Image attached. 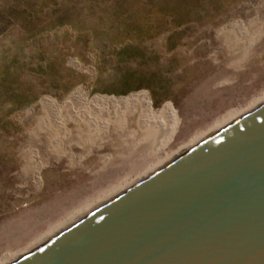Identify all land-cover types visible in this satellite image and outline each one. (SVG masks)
<instances>
[{
	"label": "rangeland",
	"instance_id": "1",
	"mask_svg": "<svg viewBox=\"0 0 264 264\" xmlns=\"http://www.w3.org/2000/svg\"><path fill=\"white\" fill-rule=\"evenodd\" d=\"M75 90L87 101L145 94L152 118L128 102L61 130L39 102ZM263 92L264 0H0V259Z\"/></svg>",
	"mask_w": 264,
	"mask_h": 264
},
{
	"label": "water",
	"instance_id": "2",
	"mask_svg": "<svg viewBox=\"0 0 264 264\" xmlns=\"http://www.w3.org/2000/svg\"><path fill=\"white\" fill-rule=\"evenodd\" d=\"M17 264H264V104Z\"/></svg>",
	"mask_w": 264,
	"mask_h": 264
},
{
	"label": "bare ground",
	"instance_id": "3",
	"mask_svg": "<svg viewBox=\"0 0 264 264\" xmlns=\"http://www.w3.org/2000/svg\"><path fill=\"white\" fill-rule=\"evenodd\" d=\"M253 38L250 39L251 43H252V41H254ZM128 102L139 103L142 107V110H143V113L145 114V116L148 118H152V116L147 114L148 113L147 112L148 97L145 94H142V95L135 94V95L123 98V99H115V100H103V99L91 98L90 100L87 101L84 93H81L79 90H75L60 104H55L49 98L41 99L39 104H40L41 111L43 112L45 117L47 119H49L55 127L61 128V130H67L66 125L68 122H70L72 120L78 121V122H85L86 124L87 123L93 124L97 120V118L95 117V114L97 112L103 113V111L106 112L108 109L116 110V109L121 108V106L123 104H127ZM262 104H264V92H263L262 96H260L256 101H253L246 110L244 109L243 111H240V110L239 111H233V112L231 111L225 117L216 121L214 123L213 127L211 129H209L206 133L198 135L197 137L191 139L184 146H182V147L178 148L176 151L170 153L158 165L151 168L147 174H145V175L143 174L144 175V176L142 175L143 177H140L139 179H137L135 182H133L131 184H126L123 187L120 186L119 189L116 188L117 192H114L110 195H107L108 196V197L106 196L107 198H105L103 201H100L98 204L92 206L89 210H85V211L83 210V212H81L80 214H77V215L75 214V216L73 215L71 217L72 219L67 221L64 225L59 226V228L56 227L57 229L50 231L47 235L43 236L39 240H36L32 245H30L21 254H18L17 256L14 255V257L7 256V257L0 259V264H17V263H19L23 259L27 258L28 256H30L31 254H33L37 250L41 249L42 247H44L48 243L52 242L53 240H55L56 238H58L59 236L64 234L66 231H68L72 227H74L77 224H79L80 222H82L84 219H86L90 215L97 212L99 209H101L105 205L114 201L115 199H117L119 196H121L125 192L129 191L130 189H132V188L136 187L137 185L143 183L144 181H146L147 179L152 177L154 174H156L157 172H159L160 170H162L163 168H165L166 166H168L169 164H171L175 160L179 159L180 157H182L186 153L190 152L191 150H193L197 146H199L202 143L206 142L207 140L211 139L212 137H214L215 135H217L218 133H220L221 131H223L224 129H226L227 127H229L230 125H232L233 123H235L236 121L241 119L242 117L246 116L247 114H249L250 112H252L256 108L261 106ZM161 113H166L170 119L169 120L170 124H168L169 127H167L168 130L166 132V138H165L166 141L164 144V145H167L169 140H170L172 131H173V124L174 123L172 120V116H171L169 107H167V106L162 107V109L160 111H158V114H161ZM111 116H113V115H111ZM142 117L143 116H141V118ZM150 124H151L150 126H152V123H150ZM100 125H101V123H100ZM96 126H97V124H96ZM41 127H42V125H41Z\"/></svg>",
	"mask_w": 264,
	"mask_h": 264
}]
</instances>
